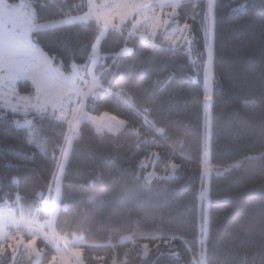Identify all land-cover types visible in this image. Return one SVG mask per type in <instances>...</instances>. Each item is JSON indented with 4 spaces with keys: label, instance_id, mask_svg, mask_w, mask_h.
Instances as JSON below:
<instances>
[{
    "label": "trees",
    "instance_id": "trees-1",
    "mask_svg": "<svg viewBox=\"0 0 264 264\" xmlns=\"http://www.w3.org/2000/svg\"><path fill=\"white\" fill-rule=\"evenodd\" d=\"M30 1L37 25L88 12L86 0ZM208 11L206 0L188 1L175 20L190 26L193 53L187 45L142 41L131 34V22L104 35L94 19L34 30V44L67 75L74 66L87 71L101 40L99 85L84 112L114 117L122 127L99 131L85 119L72 132L52 112L31 113L20 125L1 107L0 207L47 220L60 176L55 234L83 239L82 264H199L208 141L220 174L210 177L207 264H264V0L214 1L209 134ZM18 85L22 94L35 93L28 81ZM154 154L162 178L147 175ZM37 248L39 263L26 262L23 253L13 261L8 252L0 264H51L53 247L39 239Z\"/></svg>",
    "mask_w": 264,
    "mask_h": 264
},
{
    "label": "rangeland",
    "instance_id": "rangeland-1",
    "mask_svg": "<svg viewBox=\"0 0 264 264\" xmlns=\"http://www.w3.org/2000/svg\"><path fill=\"white\" fill-rule=\"evenodd\" d=\"M0 1H3L0 2V108L3 107L17 115L20 125L28 123V115L31 113L52 112L65 121L72 132L77 131L79 124L85 119L92 122L99 131L117 133L122 127V123L114 117L107 115L91 117L84 112V101L99 85L96 68L100 61L101 40L94 48L87 71L74 66L71 74L67 75L55 65L53 59L34 44L31 34L36 29L43 30L94 19L101 25L104 35L110 29L120 30L131 22V33L142 41L172 49L187 45L193 53L190 26L181 25L175 20L179 17V9L184 3L197 0H86L88 6L86 14L39 25L35 22V12L30 0H22L16 5H11L6 0ZM206 1L209 11L205 28L204 91L206 126L209 134L215 82L213 14L215 0ZM159 35H162V38L156 41ZM32 64H35L37 75L31 79V83L29 75L33 72L31 71L33 68L29 67ZM20 81L33 84L35 93L22 94L18 85ZM210 158V146L207 141L203 150L202 210L205 213L201 225L199 264H207L205 246L210 204V177L220 174L212 167ZM157 159L158 155L154 154V160L145 163L147 168L152 163V170L147 174L149 178L164 177L154 169ZM176 170L177 167L172 166L171 175ZM58 180L59 178L56 179V193L52 199L55 201V206L52 209L51 204L49 218L45 221L40 220L37 213L32 217L20 216L14 205L0 207V261L1 257L9 252L13 261L23 253L26 262L39 263L43 253L37 248V241L44 239L56 251L51 264H82L80 247L83 239L66 243L67 253H64V248L58 240L62 238L55 234ZM32 231H38L39 236L32 237Z\"/></svg>",
    "mask_w": 264,
    "mask_h": 264
},
{
    "label": "built area",
    "instance_id": "built-area-1",
    "mask_svg": "<svg viewBox=\"0 0 264 264\" xmlns=\"http://www.w3.org/2000/svg\"><path fill=\"white\" fill-rule=\"evenodd\" d=\"M58 178H59V180H58V182H57V189L59 188L60 176H59ZM54 206H55V201L53 200V201H52V209H53ZM32 234H33L32 237L39 236V232H38V231H35V232L32 231ZM30 236H31V235H30ZM39 238H40V237H39ZM58 240H59V242L61 243V245H62L63 248H64L63 252H64V253H67L66 243L69 244L70 242L67 241V240H65V239H58Z\"/></svg>",
    "mask_w": 264,
    "mask_h": 264
},
{
    "label": "crops",
    "instance_id": "crops-1",
    "mask_svg": "<svg viewBox=\"0 0 264 264\" xmlns=\"http://www.w3.org/2000/svg\"><path fill=\"white\" fill-rule=\"evenodd\" d=\"M0 2H3V1H0ZM20 4V3H19ZM132 34V33H131ZM133 35V34H132ZM134 36V35H133ZM29 68H33L31 71H33L30 75H29V77H30V82H31V79H33V78H35L36 77V75H37V73H36V67H35V64H32V66L31 67H29ZM26 72V71H25ZM29 74V73H28ZM32 83V82H31ZM33 85V84H32Z\"/></svg>",
    "mask_w": 264,
    "mask_h": 264
}]
</instances>
